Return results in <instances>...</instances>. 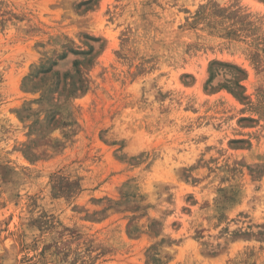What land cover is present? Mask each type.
<instances>
[{
    "label": "rangeland",
    "instance_id": "1",
    "mask_svg": "<svg viewBox=\"0 0 264 264\" xmlns=\"http://www.w3.org/2000/svg\"><path fill=\"white\" fill-rule=\"evenodd\" d=\"M0 264H264V0H0Z\"/></svg>",
    "mask_w": 264,
    "mask_h": 264
}]
</instances>
